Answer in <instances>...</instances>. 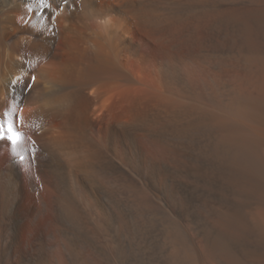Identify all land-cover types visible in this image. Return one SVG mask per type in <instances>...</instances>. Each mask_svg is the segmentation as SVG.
I'll use <instances>...</instances> for the list:
<instances>
[{"label": "bare ground", "instance_id": "6f19581e", "mask_svg": "<svg viewBox=\"0 0 264 264\" xmlns=\"http://www.w3.org/2000/svg\"><path fill=\"white\" fill-rule=\"evenodd\" d=\"M46 2L0 0V264H264V0Z\"/></svg>", "mask_w": 264, "mask_h": 264}, {"label": "snow or ice", "instance_id": "6c2138e0", "mask_svg": "<svg viewBox=\"0 0 264 264\" xmlns=\"http://www.w3.org/2000/svg\"><path fill=\"white\" fill-rule=\"evenodd\" d=\"M67 2V0H65ZM40 3L47 7L46 0H40ZM35 77H32V81H35ZM28 88L32 87V84L27 85ZM22 139L21 134L13 129L11 124L5 122H0V140H6L7 142L11 143L13 146L17 145L18 142ZM23 159V157H21Z\"/></svg>", "mask_w": 264, "mask_h": 264}, {"label": "rangeland", "instance_id": "374dc122", "mask_svg": "<svg viewBox=\"0 0 264 264\" xmlns=\"http://www.w3.org/2000/svg\"><path fill=\"white\" fill-rule=\"evenodd\" d=\"M25 171H27L26 169H25ZM40 194L42 195V192L40 191Z\"/></svg>", "mask_w": 264, "mask_h": 264}]
</instances>
